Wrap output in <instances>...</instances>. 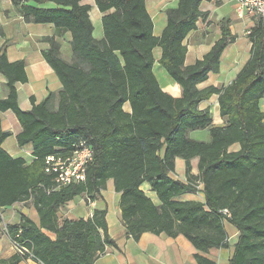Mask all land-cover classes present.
Listing matches in <instances>:
<instances>
[{"label":"trees","instance_id":"1","mask_svg":"<svg viewBox=\"0 0 264 264\" xmlns=\"http://www.w3.org/2000/svg\"><path fill=\"white\" fill-rule=\"evenodd\" d=\"M11 1L25 20L52 24L60 35L70 33L73 53L87 67L65 61L59 42L46 38L50 49L43 56L63 88L39 104L32 99V109L22 111L17 84L28 81L25 63L9 62L5 48L0 52V73L10 92L0 101V111L15 113L24 129L18 144H32L35 158L31 163L12 158L2 147L10 133L0 128V210L32 199L40 216L39 225L23 216L19 226L9 229L28 252L0 264L27 259L96 264L108 246H116L108 233L107 209L74 222L60 218L59 210L81 196L102 200L110 180L121 194L122 218L134 240L145 232L183 235L197 250L208 252L228 246L227 221L239 232L228 264H264V18L249 34L251 58L237 78L224 88L200 90L210 73L219 72L222 54L235 42L230 21L224 20L222 37L211 51L184 67L185 40L203 17L201 4L213 0H179L176 9L167 11L160 38L154 36L146 0H95L104 14L100 41L94 38L91 6L83 0ZM157 47L162 50L159 64L182 88L180 98L165 92L154 74ZM214 95L225 126H214L210 109H200ZM127 102L130 114L124 111ZM199 130H209V142L188 137ZM82 142L94 152L86 180L57 189L55 176L45 173L47 158L71 156ZM235 144L241 149L230 152ZM177 158L186 161V183L171 177ZM194 158H199L196 177L190 174ZM144 183L156 192L160 205L146 196ZM200 184L204 204L173 201L197 192ZM197 261L216 264L199 255Z\"/></svg>","mask_w":264,"mask_h":264},{"label":"crops","instance_id":"2","mask_svg":"<svg viewBox=\"0 0 264 264\" xmlns=\"http://www.w3.org/2000/svg\"><path fill=\"white\" fill-rule=\"evenodd\" d=\"M94 1V0H93ZM83 5L91 6L90 18L94 26V38L98 41L104 37L102 14L98 7L93 4L82 2ZM179 0H146L147 10L154 22V36L160 38L167 26V11L176 9ZM51 4L45 7H51ZM200 10L203 17L197 23V29L192 31L185 40L187 48L184 67L194 65L208 54L212 47L222 37V22L230 21V28L235 42L230 44L224 51L220 59V69L218 73H210L208 80L198 85L200 90L209 87L218 89L229 86L247 64L251 58L252 44L249 39L251 30L257 26L258 20L255 17L241 15L235 3L225 0L204 1ZM0 52L6 49L8 61L11 63L24 61L27 83H18V105L22 111L32 109V99L36 104L43 102L51 93L58 95L62 90L55 71L45 60L43 53L50 49V43L45 39L54 37L60 44L61 57L69 62L72 49V37L70 33L58 34L52 24H36L32 20L27 21L21 13V9L16 7L11 0H0ZM155 64L153 71L160 86L173 97H182V88L177 85L159 64L162 56L161 48L157 47L153 51ZM70 63V62H69ZM8 82L4 75L0 73V101L9 96ZM219 96L214 95L208 101L200 105L201 110L210 109L213 125L225 126V121L220 115ZM264 98L261 101V109L264 112ZM263 103V104H262ZM124 111L131 113L132 108L129 102L124 105ZM0 128L9 132L10 136L5 140L2 147L14 159H23L27 163L33 162V145L28 144L21 147L18 144V135L24 129L15 113L11 110L0 111ZM188 137L195 141H210L209 130H199L190 132ZM241 149L239 144L233 145L229 151L237 152ZM199 158L191 160L192 176H198ZM175 180L187 182V164L182 158L175 161V172L171 173ZM146 196L156 205H160L156 192L148 183L141 187ZM102 200L89 201L87 197L81 196L74 199L59 210V217L72 222L81 219L88 220L93 217L96 210L107 209L106 220L108 233L115 241L116 246H108L106 252L96 262V264H199L197 256L204 257L216 264H228L233 257L235 244L237 243L239 232L231 223L225 221L224 226L228 235V246L211 248L208 252L197 250L192 243L183 235L176 238L165 234L156 235L145 232L139 240H134L128 236L127 227L122 218L120 208L121 194L116 192L113 180L101 192ZM177 202H198L205 203L203 185L198 186L197 192H188L173 199ZM30 218L37 225L40 224V216L34 206L33 200H25L14 204L10 208L0 210V262L8 261L16 254L20 253V246L12 239L10 228L19 226L22 217ZM54 238V236H52ZM18 264H39L27 259Z\"/></svg>","mask_w":264,"mask_h":264},{"label":"built area","instance_id":"3","mask_svg":"<svg viewBox=\"0 0 264 264\" xmlns=\"http://www.w3.org/2000/svg\"><path fill=\"white\" fill-rule=\"evenodd\" d=\"M235 3L241 15H248L257 19L264 18V0H225ZM94 160L92 148L82 142L77 146L75 152L68 157L49 156L46 160L45 173L55 176L57 189L86 180L88 166ZM225 215H230L224 210ZM28 252L21 249L20 253Z\"/></svg>","mask_w":264,"mask_h":264},{"label":"rangeland","instance_id":"4","mask_svg":"<svg viewBox=\"0 0 264 264\" xmlns=\"http://www.w3.org/2000/svg\"><path fill=\"white\" fill-rule=\"evenodd\" d=\"M86 1V3H89V4H93L90 0H85ZM93 1V0H92ZM95 5H96V2H95V0H94V4H93V6L95 7ZM70 55H71V59H70V63H73V64H76V65H79V66H81L82 68H86L87 66L83 63V61L81 60V59H79V58H77V57H75V55H74V53L72 52V53H70ZM263 103H264V101H263ZM262 103V104H263Z\"/></svg>","mask_w":264,"mask_h":264}]
</instances>
